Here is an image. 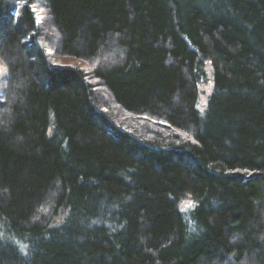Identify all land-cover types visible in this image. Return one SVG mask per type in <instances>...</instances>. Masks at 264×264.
Masks as SVG:
<instances>
[{
  "label": "trees",
  "instance_id": "16d2710c",
  "mask_svg": "<svg viewBox=\"0 0 264 264\" xmlns=\"http://www.w3.org/2000/svg\"><path fill=\"white\" fill-rule=\"evenodd\" d=\"M0 264H264V0H0Z\"/></svg>",
  "mask_w": 264,
  "mask_h": 264
},
{
  "label": "rangeland",
  "instance_id": "374dc122",
  "mask_svg": "<svg viewBox=\"0 0 264 264\" xmlns=\"http://www.w3.org/2000/svg\"><path fill=\"white\" fill-rule=\"evenodd\" d=\"M37 13L38 14L36 15V22L39 23V30L41 31V33L43 32L48 38H50L51 40H53L55 42L56 39H57V35H56V33L54 32V30H53V28L51 26L50 16L47 13L46 9H44V8L38 9ZM48 54L51 57L50 58L51 62L53 64H55V65H59V66H75V67H78L80 69H84V70L88 71V66L83 61H80V60H77V59H74V58H70V57L55 56V55H52L50 52H48ZM112 59H113V55L107 54L105 57L103 56L102 62L107 64ZM101 98L104 100V102L106 103L108 109L111 111L114 120L117 123H119L118 122V121H120L119 119L124 117V116H122V112L119 111L117 109V107L114 106V104L111 103V101H109V99L104 94L101 95ZM121 126H123V125H121ZM123 128L129 129L130 127L126 128L125 126H123ZM136 128L138 129L140 127L137 126V124H136ZM132 129H135V128H132ZM137 135H139L140 137L143 136L140 133H138Z\"/></svg>",
  "mask_w": 264,
  "mask_h": 264
},
{
  "label": "snow or ice",
  "instance_id": "6c2138e0",
  "mask_svg": "<svg viewBox=\"0 0 264 264\" xmlns=\"http://www.w3.org/2000/svg\"><path fill=\"white\" fill-rule=\"evenodd\" d=\"M183 210V209H182Z\"/></svg>",
  "mask_w": 264,
  "mask_h": 264
}]
</instances>
